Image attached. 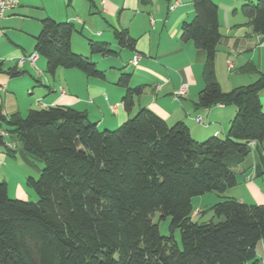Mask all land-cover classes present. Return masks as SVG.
<instances>
[{"label": "trees", "instance_id": "trees-1", "mask_svg": "<svg viewBox=\"0 0 264 264\" xmlns=\"http://www.w3.org/2000/svg\"><path fill=\"white\" fill-rule=\"evenodd\" d=\"M193 18L181 26V39L205 54L204 87L194 106L232 105L236 112L225 136L196 141L183 121L169 125L146 107L114 130L99 128L71 106L30 108L25 115L2 113L0 146L12 145L43 163L39 178H27L36 201L11 198L0 179V264H253L264 238V204L223 198L193 219L192 198L222 194L236 185L235 167L250 152L249 143L264 138V111L257 78L223 91L215 76L220 40L218 7L213 0H192ZM241 12L252 32L264 38V0L245 3ZM33 51L45 70L75 68L104 78L89 58L71 49L75 27L49 16L39 20ZM118 45L134 49L135 39L114 28ZM90 54L114 55L105 41L89 40ZM24 70L0 61V74L17 77ZM130 74L116 84L125 88L122 104L130 113L143 86H130ZM1 88V85H0ZM14 150V149H13ZM170 217L169 234L152 220ZM179 230L180 243L173 235Z\"/></svg>", "mask_w": 264, "mask_h": 264}, {"label": "crops", "instance_id": "crops-1", "mask_svg": "<svg viewBox=\"0 0 264 264\" xmlns=\"http://www.w3.org/2000/svg\"><path fill=\"white\" fill-rule=\"evenodd\" d=\"M15 1L16 5L6 11L7 13L12 11L11 14H14L16 8H20L17 11L33 9L36 10L38 21L49 16L57 21L72 23L75 32L70 40L71 49L95 61L104 73V78H97L88 77L75 68L65 71L58 68L51 77L38 80V95L36 100L28 104L29 109L43 107L40 104L45 107L71 106L84 111L88 119L95 122L99 128L112 129L139 108L146 107L168 124L183 121L196 141L212 135L225 136L236 107L222 104L208 108L194 106L198 92L204 87L202 71L205 54L195 48L191 41L181 39L182 24L193 18L192 0H44L42 4L35 5L24 0ZM213 1L218 7L221 34L214 57L215 76L221 89L228 91L249 84L257 78V74L247 69L250 64L258 71L264 72V38L252 32L251 27L245 24L246 18L241 12L243 4L255 3L257 0ZM171 5L174 6L171 8ZM4 15L0 17V21ZM114 28L126 30L128 35L135 39L134 49L118 45L113 35ZM0 31L2 38L6 34L1 26ZM103 37L102 41L118 51L117 54H90L89 40L101 41L95 39ZM28 54L30 53L22 48L11 49L7 55L0 54V61L5 63L7 60H15L12 65L16 64L18 67L27 64L29 68H36L37 73L40 72L37 76L41 77L43 70L37 62H41L45 67L44 58L38 56L34 64L27 60L18 63L20 57ZM121 54L123 58L120 57ZM137 54L139 59L132 62ZM108 56L118 57L117 62L121 65L115 68L114 72L109 70L110 74H107L105 67L100 66ZM123 61L126 62L124 65ZM117 62L114 65H118ZM229 62L232 64L230 69ZM223 63L226 72L223 71L222 83L220 77ZM58 72H65L62 73L64 77L57 78ZM121 73L130 74V86H143V92L134 97L130 113L125 111L122 104L125 88L116 84ZM10 82L0 74V91H7ZM181 83L187 85V92L181 97H175L174 93ZM189 88L192 90L190 95ZM259 98L264 111V88L259 92ZM1 105L5 115L13 112L21 114L18 104L10 110ZM197 116H200L201 121L195 120ZM252 142L254 145L250 152L235 167L236 185L225 190L219 198H235L248 204H264V138L260 142ZM0 157V161L4 159L2 152ZM193 200L194 197L192 202ZM202 211L198 205L192 213L193 219L204 216ZM263 257L264 238L256 245V261L253 264H263Z\"/></svg>", "mask_w": 264, "mask_h": 264}, {"label": "rangeland", "instance_id": "rangeland-1", "mask_svg": "<svg viewBox=\"0 0 264 264\" xmlns=\"http://www.w3.org/2000/svg\"><path fill=\"white\" fill-rule=\"evenodd\" d=\"M24 2L35 5V4H42L44 0H24ZM17 10H20V8H16L14 14H11L12 11L8 13L6 12L4 15L5 17L2 18L0 21V26L3 28V31L6 34L3 35L2 38H0V54L2 56L7 55L11 51V49L19 50L20 48L24 49V51H26L27 53H31L33 51L34 36L39 33L40 24L37 19L38 17L36 10L33 9L32 10L27 9L23 11H17ZM102 39H104V37L101 39L96 38L95 40L102 41ZM16 45H18L19 47ZM120 57L123 58V55L121 54ZM104 59L107 60L104 61V64H100V66L105 67V69L107 70V74H110V71L114 72L115 68L121 66L117 62L119 61L118 57L108 56L107 58ZM14 61L7 60L4 64L6 66L7 65L11 66L14 63ZM116 62L118 63V65H114ZM40 63L41 62L39 61L37 62V65L43 70L42 74H40L41 77L37 76L38 73L36 68L34 69L29 68L27 64L24 65L23 67L19 66L20 70H25V71L17 77L9 78L5 74H3L4 77H6L7 81H11L10 84L8 85L7 91H3V90L0 91V102L1 104H3V106L5 105L6 110H10V108H14V106L18 104L21 110V115L26 114L27 110L29 109L28 104L32 100H36L37 98L38 95L37 92L38 89L40 88L39 87L40 83L38 80H43L45 77L46 78L51 77L50 74L46 72L45 67H43ZM125 63L123 61L122 65H124ZM96 66L99 70H102L100 69L98 64H96ZM221 69H222V73L220 78L223 83V71L226 72L225 63L221 64ZM61 71H65V69L61 68ZM74 71L79 73L77 70ZM62 73L65 74V72ZM62 73L58 72L56 74V77L57 78L59 77V79L60 77H64ZM186 83L189 85L188 81H186ZM6 84L5 86H7ZM190 94H192V90L189 88V95ZM193 94L196 93L193 92ZM172 124L173 123H170L169 125ZM117 126L109 130H114L115 128H117ZM203 140L204 139L198 141L201 142ZM11 148L13 153L9 154L7 153L4 147L0 146V152H2V154L4 155V159H1L0 161V179L6 182L7 193L9 197L19 198L34 202L37 200V195L33 190V188L27 184V178L32 177L35 180H37L39 178L41 169L43 167V163L35 158H32L31 156L28 155L25 156L19 146L18 148L16 147L15 149V147L12 145ZM203 195L194 197V200L192 202L194 209L199 205V207L204 210L209 208L211 205L215 204L217 200L218 201L223 200V198H219L220 194L214 192H209L207 194L205 193V195L204 196ZM211 215L212 213L207 211L204 216H197L195 220L198 222L206 221L210 218ZM152 220L158 224V230L161 235L166 236L169 234L170 217H166L165 219H160L159 214L155 213L152 217ZM173 235L176 241L180 243V234L178 229L174 230Z\"/></svg>", "mask_w": 264, "mask_h": 264}, {"label": "built area", "instance_id": "built-area-1", "mask_svg": "<svg viewBox=\"0 0 264 264\" xmlns=\"http://www.w3.org/2000/svg\"><path fill=\"white\" fill-rule=\"evenodd\" d=\"M16 5V1L15 0H0V17H2L4 15V13L10 9H12L14 6ZM174 5H171V8ZM2 34V32L0 31V35ZM38 55L35 52H32L28 55H24L22 57L19 58L18 63L21 64L23 63L25 60L29 61L31 64H34L35 60L37 59ZM139 59V54L136 55V57L134 59H132V62H136ZM232 67V64L229 62L228 63V69H230ZM38 73H40L38 71ZM187 92V85L185 83H181V85L178 87V89L175 91V97H181L183 95H185ZM41 106L45 107L44 105L40 104ZM195 120L197 121H201L200 120V116L195 117ZM1 134H4L3 131H0ZM254 145V142H250L249 146L250 148H252ZM262 262L264 264V257L262 259Z\"/></svg>", "mask_w": 264, "mask_h": 264}]
</instances>
